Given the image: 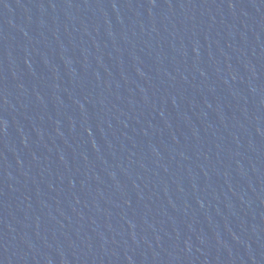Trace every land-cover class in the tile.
Listing matches in <instances>:
<instances>
[{
    "label": "water",
    "instance_id": "water-1",
    "mask_svg": "<svg viewBox=\"0 0 264 264\" xmlns=\"http://www.w3.org/2000/svg\"><path fill=\"white\" fill-rule=\"evenodd\" d=\"M0 264H264V0H0Z\"/></svg>",
    "mask_w": 264,
    "mask_h": 264
}]
</instances>
